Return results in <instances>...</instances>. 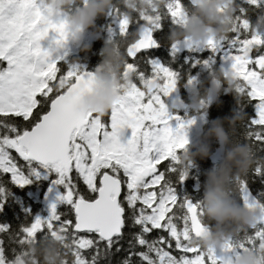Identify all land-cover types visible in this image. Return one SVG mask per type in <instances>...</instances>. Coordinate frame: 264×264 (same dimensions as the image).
<instances>
[{
  "label": "snow or ice",
  "instance_id": "obj_1",
  "mask_svg": "<svg viewBox=\"0 0 264 264\" xmlns=\"http://www.w3.org/2000/svg\"><path fill=\"white\" fill-rule=\"evenodd\" d=\"M239 5L229 30L234 35L227 39V70L236 93L255 101V115L242 123L240 135L256 160L251 177L264 185V155H257L264 153V0ZM185 8L184 0H165L159 8L135 11L131 19L117 7L108 9L119 17L115 37L111 28L109 36L123 41V69L131 72L133 84L99 115L77 106L93 72L76 65L61 71L62 56H51L66 43V21L49 18L43 0H0V212L6 211L9 185L23 187L41 169L54 171L52 184L59 186L46 216L29 220L24 209L25 219L15 228L0 223V264H14L29 244L51 237L66 250L64 264H114L121 253L115 264H228L223 253L234 248L231 237L221 255L191 243L204 228L202 208L177 190L188 174L190 162L181 165L179 156L187 143L184 129L193 120L173 116L164 102L180 74L156 54L162 40L155 33L165 18L181 23ZM250 11L257 13L254 22ZM50 32L49 47H42ZM160 36L170 59L181 47L203 45L215 52L226 39ZM153 80L156 86L145 88ZM195 85L196 77L189 75L186 86ZM173 118L175 127L169 123ZM248 173L232 184L243 204L259 205L261 213L253 232L237 241L241 249L264 242V187L253 192Z\"/></svg>",
  "mask_w": 264,
  "mask_h": 264
},
{
  "label": "clouds",
  "instance_id": "obj_2",
  "mask_svg": "<svg viewBox=\"0 0 264 264\" xmlns=\"http://www.w3.org/2000/svg\"><path fill=\"white\" fill-rule=\"evenodd\" d=\"M165 0H119L124 6L125 19L132 18V12L159 8ZM113 6V0H43L42 11L55 20L61 13L66 21L67 40L80 41L85 30L95 28L98 16L104 15ZM240 5L236 0H190V6L184 10V19L170 31V39L188 38L198 42L207 38L225 36L231 28L233 14ZM134 38V34H133ZM127 39V38H125ZM90 43L80 44L81 51H87ZM123 41L107 36L100 49L101 60L93 71V82L82 91L78 99V108L85 112L99 115L107 113L125 91L133 84L130 71H124L125 56ZM229 89L235 84L234 75L224 68L210 73L208 87L201 93L192 87L190 107L200 109L220 89L221 82ZM145 88L155 87L156 82H145ZM204 100L206 103L202 104ZM180 101L173 100L167 108L180 106ZM244 113L235 112L231 116L213 119L180 153L179 161L185 167L196 157L209 156L210 142L215 139L223 148L219 161L205 172L203 193L199 200L202 208L203 230L191 243L204 249H221L225 242L236 233L254 228L261 213L260 206H246L229 195L235 177L245 174L256 162L247 141L234 142L236 124L242 121ZM227 124V128L225 127ZM66 250L61 247L57 237L40 238L29 244L27 251L18 255L14 264H64ZM228 264H264V242L255 248L246 247L235 252Z\"/></svg>",
  "mask_w": 264,
  "mask_h": 264
},
{
  "label": "trees",
  "instance_id": "obj_3",
  "mask_svg": "<svg viewBox=\"0 0 264 264\" xmlns=\"http://www.w3.org/2000/svg\"><path fill=\"white\" fill-rule=\"evenodd\" d=\"M184 3L186 6H190V0H184ZM236 3H241V0H236ZM113 7H117L121 11L124 10V6L119 3V0H113ZM131 15L132 17H136L137 13L134 11ZM256 16L257 13L254 11H250L248 13L249 19L253 22L256 20ZM118 19L119 17L117 15H109L108 10L104 15L98 16L95 21V28L88 29V31L92 34H94L95 32H99L98 38H95L94 40H84V42L90 43V48L87 51H81L79 49V51L77 52L69 53L67 57H62V59L58 61L60 70L65 71L70 65L78 64L79 67H82L84 70L94 71L96 65L101 60L100 49L103 45L104 38L109 36V28L112 29L114 37L116 35L118 24L115 26L113 20L118 21ZM173 27H175V25H172L171 22L167 20V18H165V20L163 21V27L158 30L157 33H155L157 38L162 40L161 51L156 54L159 55L165 62H168L173 69L179 72L180 75L178 85L181 89V96L187 101V103H189L191 100L188 101V96L186 93V89L189 88L188 86H186V80L188 76L192 75L196 77L195 87L199 88L201 93H203V90L208 87L210 73L219 68V60L217 57V53L219 52V50L216 49L215 52L210 49L206 50L205 48L198 49L196 52H193L191 50H179L175 58L170 59L168 56L167 40L163 39L160 36V33H163L166 37ZM233 35L234 33L232 32L227 33L226 39L222 41L221 46L229 47L227 39H230ZM210 58L211 60H213L211 68L203 63ZM194 60H198L200 61V63H193ZM191 96L192 92L190 90L188 98L191 99ZM205 111L207 117L202 122L201 130L196 133L193 140L199 134H201L204 129L207 128L208 123L213 119L231 116L235 112H242L244 113V118L242 121L236 124V132L232 138L234 142H244L245 140L243 136L240 135L242 123H246L250 117L255 115V101L247 99L246 97L236 93L234 89H229L228 86L222 81L220 89L217 93V97L209 107L205 108ZM194 113V110H191L190 114L193 115ZM225 127L227 128V124H225ZM218 147V142L215 139H212L210 142V154L214 152ZM210 154L203 159L196 157L195 160L190 163L187 176L181 184L177 185V190L181 195H186L193 201L201 199L204 182L206 179L205 172L216 164L211 163ZM257 155H264V153H257ZM41 171L45 170L41 169ZM248 175L250 187L253 192L264 187V185H262L258 179H254L251 177V168L249 169ZM55 177L56 173L53 171L50 173L48 179L45 177L40 178V176L29 177L31 183L24 185L23 187L9 185L11 194L8 197L7 204L5 205L6 211L0 212V223L7 222L11 224L13 228H15L20 222L25 219L26 213L24 209H28L31 213V215L27 217L29 220L37 215L43 217L44 211L47 208L42 206L40 202V196L47 186L48 181ZM34 187L39 189L40 191L38 197L34 194ZM229 195L235 198L237 202L242 204V200L233 184L231 186V190L229 191ZM57 207L58 210H61L63 208V205L60 204ZM252 232L253 228H248L246 231L238 232L234 236H232L231 242L233 243L234 247L240 248L237 244V241H242L246 234H251ZM122 256L123 253H121L118 257H114V264L115 260L122 258Z\"/></svg>",
  "mask_w": 264,
  "mask_h": 264
},
{
  "label": "rangeland",
  "instance_id": "obj_4",
  "mask_svg": "<svg viewBox=\"0 0 264 264\" xmlns=\"http://www.w3.org/2000/svg\"><path fill=\"white\" fill-rule=\"evenodd\" d=\"M64 18H65L64 14L61 13L59 19H64ZM116 24H118V21H116ZM52 35L53 34L50 32L48 37H46V38L41 40L40 43H41L42 47H49V41L51 40ZM85 35H87V34L85 33ZM73 44H74V41H71V40L66 41V43H65L63 48L57 49L56 51L51 53L52 58H55L57 55L65 54V52L68 49L69 50L71 49L70 46H72ZM221 44H222V41L220 42V44L216 48L219 51L223 48L221 46ZM194 48H196L198 50V49L206 48V47L205 46H202V47L195 46V47H193V50H194ZM220 58H221L220 59L221 67L224 68V69H228L229 66H230V63H231V60H230V57H229V49H222ZM76 66H79V65L77 64ZM176 89H177V87H176ZM188 90H191V92H192V89L188 88ZM173 100H175V95L172 92V93H170V95L168 97L165 98L164 102L167 105ZM205 108H206V105L204 107H201L200 109H195V110L193 109L194 112H196V114L190 115L191 111L189 112V110L190 109L192 110V108L190 107V103H185V105H180V106H178V107H176L174 109H169V113L170 114H175V112H176L175 115H179L181 117V119L184 120V121H187L190 118L193 120V123L187 125L186 128L184 129L187 138L191 141L195 137L196 133L201 130V124L205 120V118L207 117ZM169 123H170V125L172 127H175L177 121L175 120V118H173V119H171L169 121ZM127 135H130V130L126 129L125 136H127ZM50 173L51 172L41 171L39 176H40V178L41 177H45V178L48 179ZM39 193H40L39 189L34 187L35 196L38 197ZM47 214H48V209H45L44 216H46ZM240 250H242V249L238 248V247H234L232 250H230V257L233 255L234 252H239Z\"/></svg>",
  "mask_w": 264,
  "mask_h": 264
},
{
  "label": "flooded vegetation",
  "instance_id": "obj_5",
  "mask_svg": "<svg viewBox=\"0 0 264 264\" xmlns=\"http://www.w3.org/2000/svg\"><path fill=\"white\" fill-rule=\"evenodd\" d=\"M113 23L115 24V26L117 25L116 24V20H113ZM85 33L87 34V35H85ZM98 36H99V32L98 33H94V34H92V33H90L88 30H85V32L83 33V35H82V37H81V39H80V41H74V44L72 45V46H70L71 47V49L69 50H67L66 52H65V54H61L60 56H62V57H67L68 55H69V53H72V52H77V51H79V49H80V44L81 43H84V40L85 39H88V40H94L95 38L97 39L98 38ZM195 46H199V47H202L203 45H194L193 47H195ZM193 47L191 48V49H187V50H191V51H193V52H196L197 51V49L196 48H194V50H193ZM206 47V46H205ZM206 50L208 49L207 47L205 48ZM222 49H229V47H223ZM221 49V50H222ZM221 50L217 53L218 54V60H219V68H221V61H220V57H221ZM181 51V50H180ZM186 51V50H185ZM211 64H213V60H211V58L210 59H208L207 60V66L209 67V68H211ZM190 89H192V87H189ZM173 93H174V95H175V100H179L181 103H180V105H185V103H187V101L185 100V99H183L182 98V96H181V89H180V87H179V85L177 86V89L176 90H174L173 91ZM186 93H187V96L189 97V93H190V90H188V88L186 89ZM187 97V99H188V101L189 100H191L190 98H188ZM191 102V101H190ZM189 102V103H190ZM206 107H209V105L206 103ZM193 110V109H192ZM191 111V109L189 110V112ZM175 114H176V112H175ZM175 114H172L173 116H175ZM194 114H196V112L194 113ZM193 114V115H194ZM190 115H192V114H190ZM190 117V116H189ZM42 195V194H41ZM40 199H41V196H40ZM43 206V205H42Z\"/></svg>",
  "mask_w": 264,
  "mask_h": 264
},
{
  "label": "water",
  "instance_id": "obj_6",
  "mask_svg": "<svg viewBox=\"0 0 264 264\" xmlns=\"http://www.w3.org/2000/svg\"><path fill=\"white\" fill-rule=\"evenodd\" d=\"M187 49L188 48H183V47L180 48L181 51H185ZM86 71L93 72L92 70H86ZM217 93L212 98H210L207 101V104L209 106L214 101V99L217 97ZM222 155H223V148L219 145V147L216 148V150L210 154V161H211V163H217L219 161V159L222 157ZM54 179L55 178H52V179H50L48 181L47 186L45 187L44 191L42 192L41 199H40L41 204L44 207H46L47 209H48V203H49V201H51L53 199L54 193L57 190V188L59 187V186H53L52 182H53ZM50 187L52 189L51 192L49 191ZM60 190H62V189H60ZM46 193H47V196L45 195ZM242 204H243V201H242ZM216 253H217V255H221L220 249H216ZM223 255L226 258L227 257H230V251H227V252L223 253Z\"/></svg>",
  "mask_w": 264,
  "mask_h": 264
}]
</instances>
